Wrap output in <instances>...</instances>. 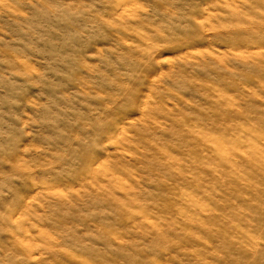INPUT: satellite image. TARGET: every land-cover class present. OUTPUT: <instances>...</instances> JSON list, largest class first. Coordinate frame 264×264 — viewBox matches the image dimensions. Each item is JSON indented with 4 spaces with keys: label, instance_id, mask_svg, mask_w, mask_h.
<instances>
[{
    "label": "rangeland",
    "instance_id": "374dc122",
    "mask_svg": "<svg viewBox=\"0 0 264 264\" xmlns=\"http://www.w3.org/2000/svg\"><path fill=\"white\" fill-rule=\"evenodd\" d=\"M0 264H264V0H0Z\"/></svg>",
    "mask_w": 264,
    "mask_h": 264
}]
</instances>
